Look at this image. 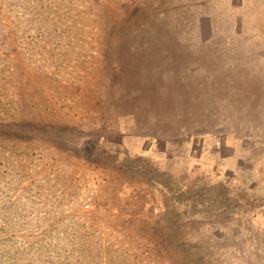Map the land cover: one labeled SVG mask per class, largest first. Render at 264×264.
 Instances as JSON below:
<instances>
[{
	"label": "rangeland",
	"instance_id": "obj_1",
	"mask_svg": "<svg viewBox=\"0 0 264 264\" xmlns=\"http://www.w3.org/2000/svg\"><path fill=\"white\" fill-rule=\"evenodd\" d=\"M0 264H264V0H0Z\"/></svg>",
	"mask_w": 264,
	"mask_h": 264
}]
</instances>
